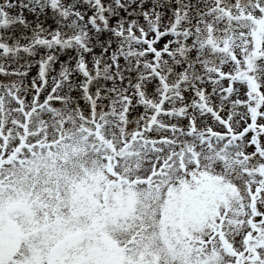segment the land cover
<instances>
[{
    "label": "snow or ice",
    "instance_id": "obj_1",
    "mask_svg": "<svg viewBox=\"0 0 264 264\" xmlns=\"http://www.w3.org/2000/svg\"><path fill=\"white\" fill-rule=\"evenodd\" d=\"M0 264H264V0H0Z\"/></svg>",
    "mask_w": 264,
    "mask_h": 264
}]
</instances>
